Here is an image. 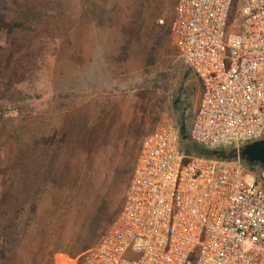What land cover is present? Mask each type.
<instances>
[{"label":"rangeland","instance_id":"obj_1","mask_svg":"<svg viewBox=\"0 0 264 264\" xmlns=\"http://www.w3.org/2000/svg\"><path fill=\"white\" fill-rule=\"evenodd\" d=\"M175 6L0 0V199L22 206L1 218L0 264L77 259L121 211L144 138L182 113L191 126L201 83L170 36Z\"/></svg>","mask_w":264,"mask_h":264},{"label":"built area","instance_id":"obj_2","mask_svg":"<svg viewBox=\"0 0 264 264\" xmlns=\"http://www.w3.org/2000/svg\"><path fill=\"white\" fill-rule=\"evenodd\" d=\"M170 36L201 83L191 141L264 139V0H176ZM180 135L166 121L144 138L121 211L58 264H264V173L257 181L240 158L186 156Z\"/></svg>","mask_w":264,"mask_h":264},{"label":"trees","instance_id":"obj_3","mask_svg":"<svg viewBox=\"0 0 264 264\" xmlns=\"http://www.w3.org/2000/svg\"><path fill=\"white\" fill-rule=\"evenodd\" d=\"M179 105H180V103H179ZM175 106L177 107V110H178L179 106L177 104H175ZM180 121H181L182 126H185V130H186L184 133H181V135H180L181 136L180 137V150L186 156H200V157L205 156L206 158L207 157H215V158H220V159H231V158H233L235 153L238 151L239 157L241 158L242 162L244 164H246L248 167H253V166H257V165L263 166L259 163H254V164L249 163L246 160V158L244 156H242V150L244 147L239 148V149L220 147L217 150H210V148H206V147H203V146H200V145L193 143L190 139V136H189L190 127L188 126V118L183 113L180 115ZM135 166L136 165H134L132 170L135 169ZM130 174H131L130 171L125 172L124 180L126 182L129 181ZM38 182H40V181L37 180L35 183H38ZM130 182H131V180H130ZM129 185H130V183H129ZM10 196H11V194L5 192V193H3V196L0 199V238L3 237V240L0 241V245H1L0 254H1V259L4 258L5 260L7 259L6 255L8 252L7 245L10 244L8 239H7L8 234H9V227L6 224H4L3 222H1V218L3 216H5V218L10 217L11 215L17 216L18 212H20L21 207H22V206H14L13 207L11 204L12 202L10 201V199H8ZM91 243H93V242L90 240L84 241V243L79 245V247L77 248V252L82 253L85 250V248L88 245H90ZM59 254H64V252H59Z\"/></svg>","mask_w":264,"mask_h":264},{"label":"water","instance_id":"obj_4","mask_svg":"<svg viewBox=\"0 0 264 264\" xmlns=\"http://www.w3.org/2000/svg\"><path fill=\"white\" fill-rule=\"evenodd\" d=\"M185 131V126H181L180 132ZM242 156L251 164L259 163L264 166V139L247 144L242 150Z\"/></svg>","mask_w":264,"mask_h":264}]
</instances>
